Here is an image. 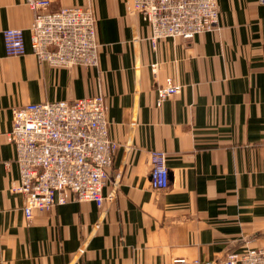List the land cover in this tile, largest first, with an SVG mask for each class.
Masks as SVG:
<instances>
[{
	"label": "crops",
	"instance_id": "1",
	"mask_svg": "<svg viewBox=\"0 0 264 264\" xmlns=\"http://www.w3.org/2000/svg\"><path fill=\"white\" fill-rule=\"evenodd\" d=\"M218 4V29L152 43L128 0H50L49 11L93 9L101 47L86 68L38 60L35 11L0 0V264H218L264 249V3ZM8 27L24 29L25 54L7 53ZM168 77L181 90L159 106ZM99 93L118 145L103 204L71 200L28 219L12 190V107ZM155 149L166 153V188L150 183Z\"/></svg>",
	"mask_w": 264,
	"mask_h": 264
},
{
	"label": "built area",
	"instance_id": "2",
	"mask_svg": "<svg viewBox=\"0 0 264 264\" xmlns=\"http://www.w3.org/2000/svg\"><path fill=\"white\" fill-rule=\"evenodd\" d=\"M128 1L132 11L149 23L152 43L166 37L191 40L199 33L218 29L220 24L219 0ZM26 3L35 11L30 46L38 60L56 67L98 65L101 43L91 7L70 5L49 11L50 0ZM3 36L9 55L27 52L24 29L8 27ZM180 90L181 85L168 77L157 89V105ZM108 109L103 93L12 107L8 137L14 147L13 162L19 169V182L12 190L25 195L28 219L35 209L47 210L71 200L103 204L108 169L118 146L110 137ZM150 162L152 187H168L166 153L152 150ZM218 264H264V249L231 251Z\"/></svg>",
	"mask_w": 264,
	"mask_h": 264
}]
</instances>
